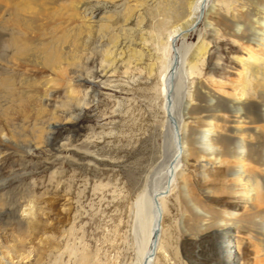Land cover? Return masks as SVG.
Here are the masks:
<instances>
[{
  "label": "bare ground",
  "instance_id": "bare-ground-1",
  "mask_svg": "<svg viewBox=\"0 0 264 264\" xmlns=\"http://www.w3.org/2000/svg\"><path fill=\"white\" fill-rule=\"evenodd\" d=\"M112 9L123 13L120 30L129 34L128 56L122 57L126 69L146 70L153 77L159 65L162 68L172 149L162 177L146 183L149 188L133 199L132 264H154L163 234L165 197L175 187L189 205L181 229L201 242L203 256H220V264H244L241 250L253 241L264 264V0H0V23L5 24L0 26V50L12 52L9 67L15 69L0 77V89L10 98L18 91L25 106L41 117L54 114L44 106L52 101L46 87L52 78L70 67L72 77L81 79L84 64L105 39L115 47L120 43L118 37H109L120 22ZM98 10L103 11L99 21ZM134 16L135 29L127 27ZM49 35L52 43L44 40ZM195 35L197 40L190 41ZM208 36L231 43V76H208L185 91L188 76L207 65L212 55ZM62 43L71 44L68 54L60 50ZM166 49L170 56L164 58ZM104 56L106 67L115 70L114 49L106 48ZM106 67L104 73L110 71ZM74 93L68 92L72 100ZM0 142L16 144L11 137H0ZM189 169H219L225 182L199 189L202 200H197L186 175ZM219 193L226 200L216 204ZM6 213L10 224L11 212ZM34 214L29 212L30 217ZM3 246L4 255L16 252Z\"/></svg>",
  "mask_w": 264,
  "mask_h": 264
},
{
  "label": "rangeland",
  "instance_id": "rangeland-1",
  "mask_svg": "<svg viewBox=\"0 0 264 264\" xmlns=\"http://www.w3.org/2000/svg\"><path fill=\"white\" fill-rule=\"evenodd\" d=\"M113 10L120 22L108 35L118 37V48L105 39L84 64L81 79H74L71 68L64 67L46 84L52 101L44 106L54 114L41 117L25 106L18 91L10 98L0 89V137H11L17 144L0 142V264H132L136 260L131 205L140 190L149 188L146 183L162 177L172 149L162 68L159 65L153 77L146 70L126 69L122 57L128 56L129 34L120 30L123 13ZM102 16V10L95 13L97 21ZM135 17L127 27L137 28ZM50 36L44 40L52 43ZM207 38L212 53L208 66L201 65L188 76L185 91L208 76H231V43ZM106 48L115 51V70L106 67ZM71 49V44L60 45L64 53ZM162 55L169 57V50ZM11 59L12 52L0 50V77L14 72ZM104 67L110 71L104 73ZM71 90L74 100L68 95ZM191 123L195 125L194 120ZM203 171L189 169L186 174L197 200H202L199 189L225 182L219 169ZM180 194L175 187L165 197L163 234L154 264H220V256H203L201 242L181 229L189 205ZM225 200L221 193L214 198L216 204ZM32 210L35 214L30 217ZM3 245L16 252L4 255ZM241 255L244 264H261L263 258L253 241Z\"/></svg>",
  "mask_w": 264,
  "mask_h": 264
}]
</instances>
